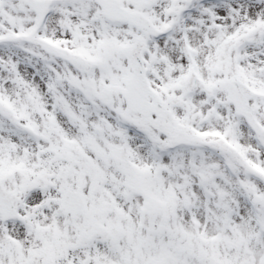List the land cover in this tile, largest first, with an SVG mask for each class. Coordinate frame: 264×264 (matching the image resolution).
<instances>
[{"label": "snow or ice", "instance_id": "snow-or-ice-1", "mask_svg": "<svg viewBox=\"0 0 264 264\" xmlns=\"http://www.w3.org/2000/svg\"><path fill=\"white\" fill-rule=\"evenodd\" d=\"M0 264H264V0H0Z\"/></svg>", "mask_w": 264, "mask_h": 264}]
</instances>
